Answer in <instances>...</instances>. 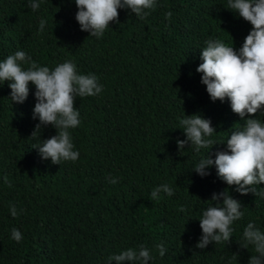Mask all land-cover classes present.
<instances>
[{
	"label": "trees",
	"instance_id": "1",
	"mask_svg": "<svg viewBox=\"0 0 264 264\" xmlns=\"http://www.w3.org/2000/svg\"><path fill=\"white\" fill-rule=\"evenodd\" d=\"M156 3L144 20L118 9L119 23L97 39L80 30L74 0H40L35 11L29 0H0V61L17 50L50 69L71 60L78 73L95 74L103 86L96 96L76 98L81 123L69 131L80 156L59 165L33 148L35 86L30 83L18 104L9 82L0 85V264H108L110 255L140 245L153 257L149 264H248L255 254L239 244L249 221L264 231V197L240 195L215 166L201 177L192 169L208 150L197 154L185 146L180 155L176 143L186 139L179 119L199 113L217 131L211 137L218 143L210 151L215 159L232 128L243 124L227 98L210 99L196 68L205 41L221 39L239 50L252 25L226 9L227 0ZM41 19L47 21L43 33ZM253 118L264 122V112ZM55 134L48 126L41 138ZM163 183L174 195L149 200ZM225 189L245 213L233 224L232 242L196 248L201 212ZM12 228L21 232L20 242L11 239ZM158 244L166 249L163 257Z\"/></svg>",
	"mask_w": 264,
	"mask_h": 264
},
{
	"label": "clouds",
	"instance_id": "2",
	"mask_svg": "<svg viewBox=\"0 0 264 264\" xmlns=\"http://www.w3.org/2000/svg\"><path fill=\"white\" fill-rule=\"evenodd\" d=\"M78 9L75 19L80 30L89 36L102 38L111 22L119 23L118 9L130 10L140 20H144L155 10L156 0H74ZM29 7L35 11L40 8V0H29ZM226 9L252 25L245 37L242 47L234 49L221 39L209 38L201 48L200 59L196 71L201 73V83L206 86L210 99L223 102L230 101L232 111L237 114L243 124L233 127L226 143V150L217 151L215 159L210 151L214 145L211 137L216 129L210 119L199 113L184 115L179 119L180 127L186 139L177 138L178 154L182 155L185 146L201 155L192 171L201 177L208 175L207 168L215 166L217 176L229 187L235 186L240 195L249 193L264 197V122L256 117L264 112V0H227ZM172 13L166 12L165 18L171 19ZM47 21H39L38 32L43 33ZM233 40V39H232ZM8 81L12 102L22 104L29 95L30 83L35 86L36 103L33 108V119H39L30 138L37 140L33 146L43 160L51 159L53 164L76 162L80 152L75 149L70 129H76L80 123V113L75 107L77 97H90L100 94L103 86L98 83L95 74H81L77 65L66 60L54 68L41 66L23 50H17L0 61V85ZM52 126L56 134L47 139L41 138L43 128ZM118 181L112 178L110 181ZM4 183L12 184L7 176ZM174 195V189L167 183L152 189L149 200H158L159 194ZM215 203L202 210L198 219L202 230L196 248L205 249L210 243L232 242L233 224L243 219L245 213L242 203L231 196L228 189L213 193L211 200ZM181 212L184 208L179 209ZM13 217L18 215L13 205L9 206ZM11 239L22 240L17 228L11 229ZM239 244L247 249L251 246L255 254H251L248 264H264V231L249 221L243 229ZM159 255L163 257L166 249L162 244L156 245ZM153 257L148 248L140 245L129 247L118 254L108 257V264H149Z\"/></svg>",
	"mask_w": 264,
	"mask_h": 264
}]
</instances>
